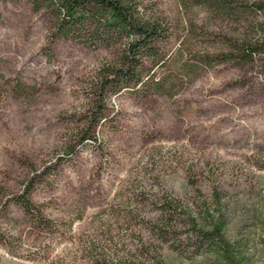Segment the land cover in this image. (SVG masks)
Returning <instances> with one entry per match:
<instances>
[{
    "label": "rangeland",
    "instance_id": "rangeland-1",
    "mask_svg": "<svg viewBox=\"0 0 264 264\" xmlns=\"http://www.w3.org/2000/svg\"><path fill=\"white\" fill-rule=\"evenodd\" d=\"M205 1L139 0L165 61L110 91L79 143L119 48L54 38L49 11L0 0V264H224L198 235L215 191L225 239L264 264V62H214L264 30ZM29 183L39 218L16 201Z\"/></svg>",
    "mask_w": 264,
    "mask_h": 264
},
{
    "label": "trees",
    "instance_id": "trees-1",
    "mask_svg": "<svg viewBox=\"0 0 264 264\" xmlns=\"http://www.w3.org/2000/svg\"><path fill=\"white\" fill-rule=\"evenodd\" d=\"M33 9H45L53 16L51 36L79 41L87 46L111 45L119 48L117 63L102 65L98 70L97 82L93 89L95 108L87 125L78 132V141L83 143L95 137L90 132L98 124L102 115L105 100L110 91L127 89L131 84L138 85L149 71L144 65L147 59L160 66L165 57L159 51L158 42L167 36L166 27L158 20L142 14L139 0H28ZM205 4L216 15H229L243 18L252 16L251 27L258 33L264 30V23L257 13L264 9V0H206ZM221 55V54H220ZM229 55V56H228ZM215 58L214 62L224 61L229 57L239 61H252L255 56H261L264 62V38L249 37L237 40L230 48V54ZM95 113V114H94ZM74 150H71V152ZM31 183L27 184L16 201L25 213L38 217L40 213L29 199ZM214 211H206L210 230L198 229V235L206 239L214 248L218 259L224 264H242L236 244L229 243L223 230L226 220L220 214L219 193H213ZM215 264V263H214Z\"/></svg>",
    "mask_w": 264,
    "mask_h": 264
}]
</instances>
